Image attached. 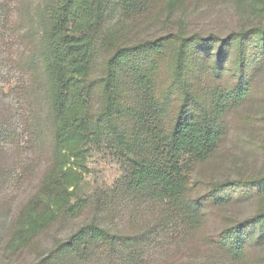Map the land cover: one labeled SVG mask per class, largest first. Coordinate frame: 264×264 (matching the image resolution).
Masks as SVG:
<instances>
[{"label": "trees", "instance_id": "obj_1", "mask_svg": "<svg viewBox=\"0 0 264 264\" xmlns=\"http://www.w3.org/2000/svg\"><path fill=\"white\" fill-rule=\"evenodd\" d=\"M144 2L42 0L39 5L35 60L54 131L53 161L17 218L10 250L26 246L61 213L74 216L86 207L78 191L91 151L103 143L128 159L126 192L167 202L194 229L210 209L264 201V174L215 182L197 195H190L187 175L217 150L227 114L253 96L255 76L264 68V28L235 32L216 47L208 38L181 35L117 45L103 73L91 77L99 48L110 41L109 15L117 9L130 14ZM214 49L218 54L212 58ZM212 241L236 259L249 245H264V204L242 219L226 216ZM138 244L135 235L92 220L58 243L47 259L83 264L104 253L107 264L122 259L129 264L138 256Z\"/></svg>", "mask_w": 264, "mask_h": 264}, {"label": "rangeland", "instance_id": "obj_2", "mask_svg": "<svg viewBox=\"0 0 264 264\" xmlns=\"http://www.w3.org/2000/svg\"><path fill=\"white\" fill-rule=\"evenodd\" d=\"M41 3L0 0V264H52L47 259L52 249L92 220L138 238V256L129 264H264V245H249L236 259L212 241L226 216L242 219L264 201L210 209L194 229L167 202L147 193L126 192L128 159L106 143L93 149L87 160L78 191L87 200L86 207L74 216L61 213L26 246L10 250L8 240L17 218L37 195L53 161L54 131L45 81L35 60ZM254 27L264 28V0H145L130 14L117 9L109 15L110 41L99 48L91 77L103 73L106 58L117 45L181 35L208 38L216 47L235 32ZM209 51L212 58L218 54ZM225 61H230L229 54ZM254 80L253 96L227 114L226 133L217 150L187 171L190 195L204 193L215 182L264 174V68ZM93 104L97 108L99 101ZM107 260L104 253H97L83 264ZM123 261L119 262L127 264Z\"/></svg>", "mask_w": 264, "mask_h": 264}]
</instances>
